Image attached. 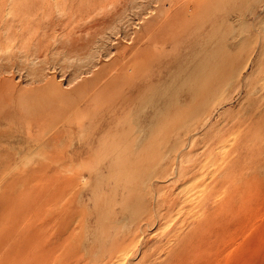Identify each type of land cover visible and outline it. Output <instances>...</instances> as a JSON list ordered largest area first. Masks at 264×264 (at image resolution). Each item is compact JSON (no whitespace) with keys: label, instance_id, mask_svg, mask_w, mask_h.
Masks as SVG:
<instances>
[{"label":"rangeland","instance_id":"rangeland-1","mask_svg":"<svg viewBox=\"0 0 264 264\" xmlns=\"http://www.w3.org/2000/svg\"><path fill=\"white\" fill-rule=\"evenodd\" d=\"M0 264H264V0H0Z\"/></svg>","mask_w":264,"mask_h":264}]
</instances>
